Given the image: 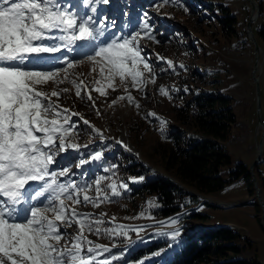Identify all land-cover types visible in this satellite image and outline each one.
Wrapping results in <instances>:
<instances>
[{
  "label": "rangeland",
  "instance_id": "374dc122",
  "mask_svg": "<svg viewBox=\"0 0 264 264\" xmlns=\"http://www.w3.org/2000/svg\"><path fill=\"white\" fill-rule=\"evenodd\" d=\"M256 1L260 14L252 25L260 45L258 60L261 69L257 77L264 119V37L258 32L264 26V0ZM64 2L75 4L80 13L87 10L82 0ZM220 4L236 17L233 30L224 26L222 18L225 13L220 10ZM94 6L96 13L89 14L97 20L103 18L106 24L111 25L107 33L129 36L141 32L139 46L142 55L153 65L156 79L155 84L149 83L141 92L131 86L130 78L127 85H122L117 78L116 90L106 89V96L92 92L93 106L83 89V98L76 97L75 86L69 81H83L89 88L95 87L96 81L101 80L99 65L88 59L91 55L88 52L65 53L75 66L68 70L65 83L59 85V88H69L59 103L77 114L72 116L78 133L76 142L88 147L70 152L62 164L74 165L81 158L90 160L92 153L103 151L102 160L91 161L82 168L73 166L75 175L70 179L81 187L91 185L87 194L94 197V181L100 176L109 178L101 184L108 199L99 207L72 205L79 212L90 213L93 219L103 221L100 235L84 233L95 244L110 249L97 260L107 259L111 264H167L174 251L185 244L186 232L202 226L224 224L253 240L255 248L245 251V256H256L264 262V205L258 196L260 194L264 202V137L262 157L254 168L259 191L254 179L253 191L248 182L238 179L215 192L206 193L174 176L175 181L197 198L185 194L179 210L168 216L152 212V208L162 205L154 196L136 191L141 183L157 175L173 177L172 171L166 169L162 155L172 143L168 132L177 131L186 137L195 134L196 128L191 120V113L194 114L195 110L189 103L198 95L214 93L227 96L234 121L222 143L227 152L248 165L256 158V139L261 138L264 128L261 124L257 127L253 70L258 60L254 42L246 30L251 13L250 0H108L106 4ZM145 22L148 29L143 28ZM148 32L155 37L154 40L147 38ZM93 48L91 46L87 50L92 51ZM77 54L82 58L76 59L74 56ZM168 60L173 61V66L166 63ZM65 65L58 68H65ZM64 75L61 73L62 77ZM148 75L145 70V76ZM56 87L51 82L37 85L39 90L49 93ZM125 87L139 107L127 99H119L128 94ZM161 87L168 90L171 99L160 94ZM113 101H116L114 105ZM149 113H155V116ZM161 120L166 123L162 124ZM133 161L137 162L135 168L139 172L129 170L128 166ZM67 179L61 178L62 181ZM133 179L139 182L133 183ZM113 181L118 185L127 184L128 189L120 188L121 195L112 196L107 185ZM117 225L124 226L125 235L104 233L103 229H114ZM76 230L75 225L68 229L69 232ZM152 246L155 247L151 249ZM140 250L139 256H131Z\"/></svg>",
  "mask_w": 264,
  "mask_h": 264
},
{
  "label": "snow or ice",
  "instance_id": "6c2138e0",
  "mask_svg": "<svg viewBox=\"0 0 264 264\" xmlns=\"http://www.w3.org/2000/svg\"><path fill=\"white\" fill-rule=\"evenodd\" d=\"M82 2L87 6L84 13L64 0H0V264H111L107 259L97 260L110 249L84 234L100 235L103 221L72 206L99 207L108 199L101 184L109 178L100 176L94 181V197L87 194L91 185L81 187L70 179L75 175L73 166L82 168L100 161L104 152L95 151L90 160L81 158L74 165L62 164L70 152L88 147L76 142L78 133L72 116L77 114L59 103L69 92L59 85L65 83L68 70L75 66L65 52L71 53L74 45L94 46L88 59L99 65L101 80L93 88L83 81H69L75 86L76 97L83 98V89L93 106L92 92L106 96V89L116 90L117 78L122 85H127L130 78L131 86L141 92L156 79L153 65L139 46L141 32L129 36L107 33L111 25L89 13H96L94 4H106L108 0ZM143 28H149L147 22ZM147 38L155 39L150 32ZM49 59L66 67H38ZM166 63L173 66L171 60ZM49 82L57 86L50 93L37 88ZM159 92L171 99L167 89L161 87ZM119 99L139 107L130 92ZM107 188L112 196H120L119 189L127 190L128 185L113 181ZM74 225L77 230L69 232ZM123 228L117 225L103 231L106 235H125Z\"/></svg>",
  "mask_w": 264,
  "mask_h": 264
},
{
  "label": "trees",
  "instance_id": "16d2710c",
  "mask_svg": "<svg viewBox=\"0 0 264 264\" xmlns=\"http://www.w3.org/2000/svg\"><path fill=\"white\" fill-rule=\"evenodd\" d=\"M219 6L225 13L222 18L224 26L233 30L235 15H231L224 5ZM258 32L264 37V26ZM189 104L195 110L194 114L191 113L195 134L186 137L177 131L168 132L172 143L162 154L164 165L172 171L173 177L157 175L136 188L138 193H148L162 203L161 207L152 208L157 215L168 216L177 212L185 194L197 198L175 181L174 176L206 193L215 192L238 179L248 182L250 189L254 190L249 165L227 152L222 143L234 121L227 96L214 93L198 95ZM136 164L133 161L128 166L129 170L139 172ZM184 236L185 244L174 251L167 264H263L256 256L244 255L245 251L253 250L255 244L230 225L202 226L186 232ZM140 254L141 250L131 256Z\"/></svg>",
  "mask_w": 264,
  "mask_h": 264
},
{
  "label": "water",
  "instance_id": "95a60500",
  "mask_svg": "<svg viewBox=\"0 0 264 264\" xmlns=\"http://www.w3.org/2000/svg\"><path fill=\"white\" fill-rule=\"evenodd\" d=\"M251 2V13L250 16L246 22V30L247 33L249 34L250 38L252 39V41L254 42V46H255V52H256V60H258V53H259V49H260V45L259 42L257 40V37L254 33L253 30V25H252V21H253V12L255 11V7H256V0H250ZM257 69V63L255 64L254 67V79L256 81V96H257V103H256V112H257V127L262 124L263 128H264V119H263V115H262V101H261V90H260V83H259V79L258 77L255 75V71ZM263 137H264V132L261 136L260 139H256V143H257V147H258V154L256 156V158L251 162V164L249 165V170L250 173L254 179V183L255 186L257 187V191L260 190L259 186L257 185V176L254 173V168L255 166H257L258 162L261 160L262 157V142H263ZM259 196V200L262 202V204L264 205V202L260 196V194H258ZM263 222H264V215H263ZM264 264V262H263Z\"/></svg>",
  "mask_w": 264,
  "mask_h": 264
},
{
  "label": "bare ground",
  "instance_id": "6f19581e",
  "mask_svg": "<svg viewBox=\"0 0 264 264\" xmlns=\"http://www.w3.org/2000/svg\"><path fill=\"white\" fill-rule=\"evenodd\" d=\"M259 14H260V9H259V4H257L256 2V7H255V11L253 12V22L256 21V19L259 17ZM93 46V45H91ZM73 47H76L75 45ZM29 67H32V65H29ZM38 67L41 68V64L38 65ZM260 59L258 60V63H257V69H256V76H259L258 74L260 73ZM262 125V124H261Z\"/></svg>",
  "mask_w": 264,
  "mask_h": 264
}]
</instances>
